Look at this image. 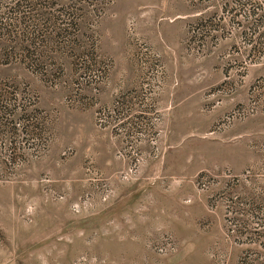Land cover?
Here are the masks:
<instances>
[{"label":"rangeland","instance_id":"obj_1","mask_svg":"<svg viewBox=\"0 0 264 264\" xmlns=\"http://www.w3.org/2000/svg\"><path fill=\"white\" fill-rule=\"evenodd\" d=\"M0 264H264V0H0Z\"/></svg>","mask_w":264,"mask_h":264}]
</instances>
